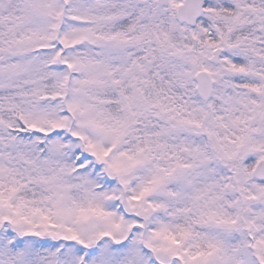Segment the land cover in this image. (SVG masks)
Instances as JSON below:
<instances>
[{
	"label": "snow or ice",
	"instance_id": "obj_1",
	"mask_svg": "<svg viewBox=\"0 0 264 264\" xmlns=\"http://www.w3.org/2000/svg\"><path fill=\"white\" fill-rule=\"evenodd\" d=\"M0 264H264V0H0Z\"/></svg>",
	"mask_w": 264,
	"mask_h": 264
}]
</instances>
